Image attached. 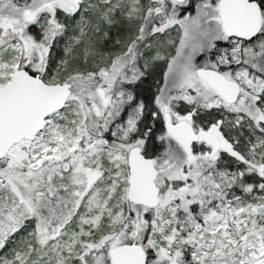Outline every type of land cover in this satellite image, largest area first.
Wrapping results in <instances>:
<instances>
[{
	"label": "snow or ice",
	"instance_id": "obj_1",
	"mask_svg": "<svg viewBox=\"0 0 264 264\" xmlns=\"http://www.w3.org/2000/svg\"><path fill=\"white\" fill-rule=\"evenodd\" d=\"M0 264H264V0H0Z\"/></svg>",
	"mask_w": 264,
	"mask_h": 264
},
{
	"label": "trees",
	"instance_id": "obj_2",
	"mask_svg": "<svg viewBox=\"0 0 264 264\" xmlns=\"http://www.w3.org/2000/svg\"><path fill=\"white\" fill-rule=\"evenodd\" d=\"M150 85H151V81H149L148 84L143 85L142 87L147 88V87H149Z\"/></svg>",
	"mask_w": 264,
	"mask_h": 264
}]
</instances>
